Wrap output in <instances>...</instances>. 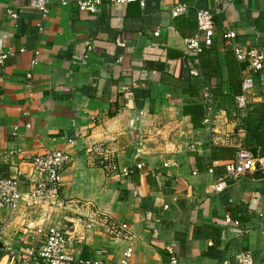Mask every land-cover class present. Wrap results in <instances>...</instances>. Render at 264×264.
Segmentation results:
<instances>
[{
	"label": "crops",
	"instance_id": "crops-1",
	"mask_svg": "<svg viewBox=\"0 0 264 264\" xmlns=\"http://www.w3.org/2000/svg\"><path fill=\"white\" fill-rule=\"evenodd\" d=\"M77 1L48 0L41 16L28 0H0V54L14 52L0 66V178L31 175L36 155L70 156L64 208L48 220L23 206L0 212V262L12 251L38 250L47 228L59 224L72 238L73 264L118 261L128 250L131 264H169L171 256L178 264H219L241 253L264 264V172L211 191L238 148L264 158V127L250 147L244 126L248 117L262 119L255 111L264 102V70L247 108L228 115V98L209 106L199 53L185 54L192 35L182 34L195 27L198 9L211 12L210 48L225 96L222 33L232 30L236 45L264 51V0H145L144 8L103 6L96 15L79 11ZM178 4L188 7L178 16L181 31L171 13ZM9 9L17 20L8 19ZM239 65L242 78L246 64ZM195 103L206 108L197 129L184 113ZM16 264L44 262L23 256Z\"/></svg>",
	"mask_w": 264,
	"mask_h": 264
},
{
	"label": "built area",
	"instance_id": "built-area-1",
	"mask_svg": "<svg viewBox=\"0 0 264 264\" xmlns=\"http://www.w3.org/2000/svg\"><path fill=\"white\" fill-rule=\"evenodd\" d=\"M131 3H138L141 8L145 7V0H78L79 11L96 15L103 6H124ZM28 7L45 16L48 12V0H28ZM185 4H178L173 7L171 13L178 17L187 11ZM6 16L10 20H17L18 14L9 9ZM196 33L191 38L184 40L185 54L200 53L203 48L211 47L215 37L213 16L210 11L198 9L195 13ZM227 46L233 52L235 59L239 63H245L241 81V94L234 100L237 112H242L247 108V93L254 87L255 76L264 70V51H258L254 48L245 49L236 45V33L227 30L222 33ZM122 45V43H118ZM20 49L19 53H24ZM35 57L38 52L34 53ZM14 56V52L8 51L0 54V66L7 59ZM35 60L31 61L34 64ZM31 78L30 75L27 76ZM92 152L97 155L103 154L101 146H94ZM70 163L69 154L60 150L49 151L41 155H36L31 160V175L21 171L16 172L7 178H0V212H14L23 206L27 210H38L42 213L44 219H49L50 214L58 209L65 207L61 199V190L63 187V174ZM256 171L264 172V158H258L253 152L246 148H238L234 161L225 166L223 176L217 178L211 191L219 194L228 183H235L243 176ZM227 223H230L227 220ZM237 225V223H235ZM126 229V226H122ZM72 244V238L64 231V227L59 224H51L47 228L45 241L38 250H29L25 255L19 251H12L8 259L0 264H16V261L23 256L26 259L40 258L44 264H73L74 259L69 252V246ZM171 252V250H170ZM130 251H126L118 261H80L79 264H131ZM169 264H178L174 256L170 257ZM219 264H256L254 258L247 253H241L233 258L223 259Z\"/></svg>",
	"mask_w": 264,
	"mask_h": 264
},
{
	"label": "trees",
	"instance_id": "trees-1",
	"mask_svg": "<svg viewBox=\"0 0 264 264\" xmlns=\"http://www.w3.org/2000/svg\"><path fill=\"white\" fill-rule=\"evenodd\" d=\"M177 18L178 19L176 20V22H174V25L178 28L179 31H181V18ZM196 29L197 27L195 22V27L193 29L191 28V31L188 34H185L183 32L182 34L188 37L191 35L193 36L196 32ZM226 66L229 80V91L228 94L224 96L220 93L222 77L216 50L210 47L204 48L198 55L199 74L204 79L206 84H209L208 90L210 93V100H212L209 106H213L215 100L228 98L231 100V102L229 104L227 103L224 109L226 113L230 115L232 113H237L236 107L234 105V100L237 96L241 94L242 78L241 67L235 59L233 52L229 48H227L226 51ZM257 112L260 115V118H262L261 120L259 119V121H254L253 117H248V119H244V126L247 132L246 144L250 147H252L255 143L258 142L259 129H262V127H264V102L260 105L259 109L255 111V113ZM184 113L191 117V122L194 128L197 129L202 127V122L206 116V108L202 104H191L184 108ZM252 152H254L253 154H255L254 150H252Z\"/></svg>",
	"mask_w": 264,
	"mask_h": 264
}]
</instances>
